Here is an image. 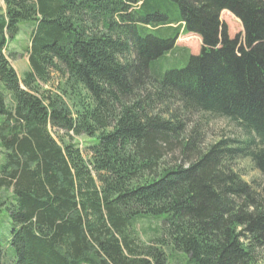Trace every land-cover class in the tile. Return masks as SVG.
I'll use <instances>...</instances> for the list:
<instances>
[{
	"label": "trees",
	"instance_id": "trees-1",
	"mask_svg": "<svg viewBox=\"0 0 264 264\" xmlns=\"http://www.w3.org/2000/svg\"><path fill=\"white\" fill-rule=\"evenodd\" d=\"M0 149V264H264V0H0Z\"/></svg>",
	"mask_w": 264,
	"mask_h": 264
},
{
	"label": "rangeland",
	"instance_id": "rangeland-1",
	"mask_svg": "<svg viewBox=\"0 0 264 264\" xmlns=\"http://www.w3.org/2000/svg\"><path fill=\"white\" fill-rule=\"evenodd\" d=\"M3 5V3L1 2ZM231 18V19H229ZM226 20L227 23L224 21ZM223 24H227V29L229 32L230 38H233V35L240 33L243 34V27L241 22L235 18L233 15L230 14V16L226 17L224 16L223 19H221ZM160 38H165L163 32H160L157 34ZM30 42H31V32L30 30L26 29L24 25L20 26V33L18 34L15 41L10 42L7 55L9 57V61L12 65V67L17 72L18 76L22 79L23 75L27 73L30 70L29 65V58L28 53L30 49ZM177 45L184 48H189L191 53L194 52L197 48H201L202 42L199 37L195 35H181L177 41ZM198 45V47H197ZM11 54V55H10ZM189 57H183V55L180 56H168L167 58H164L162 60V65L164 68V71H171L173 69H184L189 62ZM47 89H50V87H46ZM209 126L207 127V130H205L203 133L205 135V144L209 145L210 143H214L219 141L224 136H240L241 131L239 128H237L236 125L232 124L228 120L224 119H213L209 123ZM78 142L81 144L84 143V139H79ZM1 149H0V159H1ZM239 167L241 170H243L246 174L245 179L247 181H250L251 179H260L261 177L257 171H255L251 164L248 161H241L239 163ZM11 197V192L7 191H0V203L3 200L9 199ZM161 218H156L158 221ZM157 226L158 223L156 221L151 220H143L140 222L137 226L138 232L141 234V240L144 243H149L151 240H153L157 235ZM176 258H183L180 254L176 256ZM185 264V263H183Z\"/></svg>",
	"mask_w": 264,
	"mask_h": 264
}]
</instances>
